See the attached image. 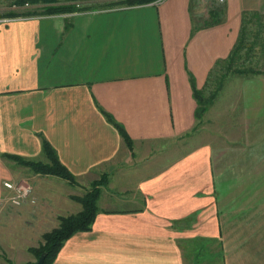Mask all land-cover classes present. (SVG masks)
<instances>
[{
	"label": "crops",
	"instance_id": "1",
	"mask_svg": "<svg viewBox=\"0 0 264 264\" xmlns=\"http://www.w3.org/2000/svg\"><path fill=\"white\" fill-rule=\"evenodd\" d=\"M15 1L0 0V205L4 181L32 191L4 211L8 226L0 207L1 261L34 263L28 248L106 173L91 229L52 264H264V73L226 74L200 119L190 84L219 74L242 12L264 18V0H223L221 20L195 32L191 0L63 13L42 9L101 0ZM43 140L78 185L6 156L47 163Z\"/></svg>",
	"mask_w": 264,
	"mask_h": 264
},
{
	"label": "trees",
	"instance_id": "2",
	"mask_svg": "<svg viewBox=\"0 0 264 264\" xmlns=\"http://www.w3.org/2000/svg\"><path fill=\"white\" fill-rule=\"evenodd\" d=\"M43 2V3H50L53 0H16L15 3L18 5H22L25 2L35 3V2ZM156 0H123V3L128 5H135V4H143L148 3ZM192 2V1H191ZM96 8V4L92 5H82L76 6L73 4L70 5H47L45 8L42 9L45 13H63V12H72L76 10H87ZM35 13L34 11L26 12L25 14H32ZM224 13V6L221 5L220 7H213L209 13L210 19L208 21H204L202 23L195 22L193 16L192 17V31L195 32L200 28L212 26L218 23L221 20V17ZM15 13L9 12L6 15H14ZM263 16L258 12H251V11H243L241 14V27L239 31V35L237 41L234 45L233 50L230 52L229 56L226 59V66L221 68L222 61H216L213 73L216 72V86L214 90L208 95L204 96L203 90L198 89L196 87L194 79L190 78V84L193 90V95L197 101V107L195 109V117L200 119L203 112L207 109V106L212 103L213 99L216 97L219 87L221 85L222 78L229 74L230 72L249 75V74H260L261 72L252 67H241L236 62L242 59V51L245 50L244 55L245 57L250 54V51L253 47H249V35H254L256 38L259 37V30L254 31L252 29V24L263 25ZM253 24V25H254ZM261 33V31H260ZM252 44V43H251ZM225 68V71L223 69ZM211 72V75H212ZM210 80V78H209ZM107 119L114 125V127L118 130L119 134L122 136L126 146L130 149L132 146L131 139L127 134L124 127L119 124L114 118L105 112ZM42 149L45 156L48 158L47 163H43L41 161H28L25 159L20 158L19 156L15 155H7V157L12 158L17 163L27 166L32 169L36 173L41 174H50L58 176L64 180H66L70 185L76 186L78 185L74 174L64 166L58 159L55 150L53 147L47 142L46 140L42 141ZM107 183V174L103 173L99 179L94 180L90 187L82 194V195H72L71 197L80 202L82 205V209L74 214H69L65 216L58 217V226L51 229L50 231L45 232L42 235V242L37 247H29L28 251H30L34 257L37 258L44 253L45 258L43 264H52L54 261L58 251L60 250L63 242L70 238L73 234L80 231H89L91 229V225L93 224L96 213L98 211V198L100 195V190L103 186ZM7 264H13L9 259L5 258ZM33 264V263H30Z\"/></svg>",
	"mask_w": 264,
	"mask_h": 264
},
{
	"label": "rangeland",
	"instance_id": "3",
	"mask_svg": "<svg viewBox=\"0 0 264 264\" xmlns=\"http://www.w3.org/2000/svg\"><path fill=\"white\" fill-rule=\"evenodd\" d=\"M191 1H192L191 2L192 16L195 22H200V23L204 21H208L210 19L209 13L213 7H216V5L217 7H220L221 5L224 4V1H221V0H191ZM92 4L93 5L96 4V8H92V9H106V8H114V7L121 8V7L129 6L128 4L123 3V0H103V1L101 0L96 3H91L90 5ZM73 5H76V4H73ZM83 5H86V4H83ZM80 6L82 5L80 4ZM253 24H252L253 32L259 30V37L256 38L254 35H251V34L249 35L250 44L248 45L249 47H253V49L250 51V54L246 57L244 55L245 50L242 51L243 57H242L241 67H252L264 73L263 72L264 71V21H263V25H258L257 23L254 25ZM216 85L217 84H216V75H215L211 77L210 82H208L207 85L203 88L204 96H208L214 90ZM200 126H201V123L198 125V127L195 130L196 135L194 136V144L200 142L201 140ZM140 168L141 167H137V169L135 170H140ZM89 187L90 185L88 186V188ZM0 207H2V213L4 214L1 216L2 222H3L2 224L8 226L9 221H10L9 216L5 215L4 211L10 210V207H12V205L6 202V203H2ZM1 254H4V253L1 252L0 255ZM35 261H36V258H35ZM0 264H7V262L2 258V261L0 259Z\"/></svg>",
	"mask_w": 264,
	"mask_h": 264
},
{
	"label": "built area",
	"instance_id": "4",
	"mask_svg": "<svg viewBox=\"0 0 264 264\" xmlns=\"http://www.w3.org/2000/svg\"><path fill=\"white\" fill-rule=\"evenodd\" d=\"M20 6L28 7L29 2H25ZM13 7H16V5H13ZM0 20H3V18ZM3 187L8 191V194L5 197L6 201L13 206L21 205L29 197L32 191L31 185L24 181H4Z\"/></svg>",
	"mask_w": 264,
	"mask_h": 264
},
{
	"label": "water",
	"instance_id": "5",
	"mask_svg": "<svg viewBox=\"0 0 264 264\" xmlns=\"http://www.w3.org/2000/svg\"><path fill=\"white\" fill-rule=\"evenodd\" d=\"M44 258H45V254L42 253L33 264H43Z\"/></svg>",
	"mask_w": 264,
	"mask_h": 264
}]
</instances>
